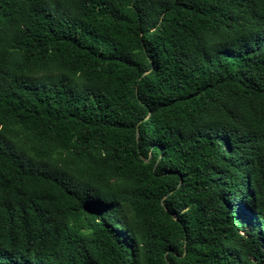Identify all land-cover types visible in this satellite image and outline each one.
<instances>
[{
	"label": "trees",
	"instance_id": "16d2710c",
	"mask_svg": "<svg viewBox=\"0 0 264 264\" xmlns=\"http://www.w3.org/2000/svg\"><path fill=\"white\" fill-rule=\"evenodd\" d=\"M0 264H264V0H0Z\"/></svg>",
	"mask_w": 264,
	"mask_h": 264
},
{
	"label": "water",
	"instance_id": "95a60500",
	"mask_svg": "<svg viewBox=\"0 0 264 264\" xmlns=\"http://www.w3.org/2000/svg\"><path fill=\"white\" fill-rule=\"evenodd\" d=\"M137 135H138V131H137V133H136Z\"/></svg>",
	"mask_w": 264,
	"mask_h": 264
}]
</instances>
